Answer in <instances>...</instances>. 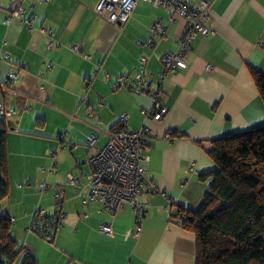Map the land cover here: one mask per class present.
<instances>
[{
    "label": "crops",
    "instance_id": "1",
    "mask_svg": "<svg viewBox=\"0 0 264 264\" xmlns=\"http://www.w3.org/2000/svg\"><path fill=\"white\" fill-rule=\"evenodd\" d=\"M98 1L0 0V81L17 73L15 93L0 91V106L16 112L0 119L8 185L0 213L10 216L12 237L36 264H195V237L172 214L201 205L209 182L197 177L214 167L207 155L214 140L264 126V103L248 69L264 75V0H194L208 3L213 33L197 36L184 53L186 68L171 73L161 58L179 51L186 20L139 2L119 27L95 12ZM18 7L23 16H11ZM156 22L166 37L149 42ZM138 70L161 89L167 113L160 121L144 117L150 96L131 90ZM121 114L124 129L145 126L155 138L143 152L157 192L146 188L139 198L145 214L138 237L129 205L111 215L99 202L83 203L86 159L104 146ZM55 206L62 226L48 242L30 226L36 213L51 216ZM102 224L112 233L100 232Z\"/></svg>",
    "mask_w": 264,
    "mask_h": 264
},
{
    "label": "trees",
    "instance_id": "2",
    "mask_svg": "<svg viewBox=\"0 0 264 264\" xmlns=\"http://www.w3.org/2000/svg\"><path fill=\"white\" fill-rule=\"evenodd\" d=\"M248 69L264 103V75ZM5 139L0 122V204L8 196ZM207 155L214 167L197 177L209 182L201 205L179 208L172 221L194 235L195 264H264V126L217 138ZM23 249L11 235L10 216L0 213V264H36Z\"/></svg>",
    "mask_w": 264,
    "mask_h": 264
},
{
    "label": "built area",
    "instance_id": "3",
    "mask_svg": "<svg viewBox=\"0 0 264 264\" xmlns=\"http://www.w3.org/2000/svg\"><path fill=\"white\" fill-rule=\"evenodd\" d=\"M40 1L48 2L49 0ZM139 2L171 10L173 16H180L186 20L185 30L178 38L179 51L177 53H166L161 58L166 73L174 72L177 69H185L184 53L188 50L190 43L197 36L213 33V30L207 24L209 18L208 3L205 1L196 3L194 0H99L95 12L103 16L107 22L120 27L130 18L134 7ZM23 13L22 8L18 7L11 13V16L22 17ZM170 20L173 21V18H170ZM156 37H166V29L159 22L154 23L151 27L149 42H152ZM2 57L7 59L9 53H3ZM144 63L145 59L141 57L140 68L143 67ZM16 79V72L8 73L7 78L0 81V91L5 90L15 93ZM137 80L138 84L131 86V90L136 94L148 95L152 100L151 108L143 111L144 117L160 121L167 113V109L160 102L161 89L159 85L151 86L150 83L144 80L139 70L137 71ZM15 113L13 109H5L0 106V119ZM126 119V115L121 114L118 117V124L124 127ZM106 135L107 141L104 146L86 159V164L89 167V173L86 176L88 192L83 198V203L99 202L102 209L111 215H115L129 205L134 214V236L138 237L145 214V205L139 198L146 188L149 191L157 192L146 179L145 164L147 158L143 152L144 147L155 138L148 134L145 126L137 131L124 128L122 130H109ZM94 140L95 137L92 136L86 144L93 146ZM68 179L72 183H77V180L71 175L68 176ZM44 187V184H40L41 189ZM59 195L60 192L57 191L54 198L58 199ZM61 220L59 208L55 206L53 215H49V217H45L42 211L36 213L30 230L37 233L44 240L51 242L56 229L62 226ZM99 230L104 234L112 233L111 227L105 224L100 225ZM23 251L26 254L31 253L26 246H24Z\"/></svg>",
    "mask_w": 264,
    "mask_h": 264
},
{
    "label": "rangeland",
    "instance_id": "4",
    "mask_svg": "<svg viewBox=\"0 0 264 264\" xmlns=\"http://www.w3.org/2000/svg\"><path fill=\"white\" fill-rule=\"evenodd\" d=\"M40 179H41V178H40ZM41 180H42V179H41ZM55 191H56V190H54V194H55ZM54 194H52V195L54 196ZM53 196H52V197H53Z\"/></svg>",
    "mask_w": 264,
    "mask_h": 264
}]
</instances>
